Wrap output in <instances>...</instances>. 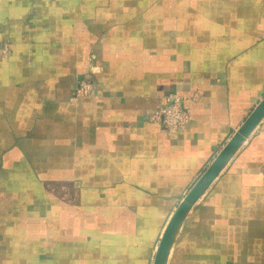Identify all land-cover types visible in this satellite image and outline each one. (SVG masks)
<instances>
[{
  "label": "crops",
  "instance_id": "0c3cea01",
  "mask_svg": "<svg viewBox=\"0 0 264 264\" xmlns=\"http://www.w3.org/2000/svg\"><path fill=\"white\" fill-rule=\"evenodd\" d=\"M172 92L192 119L170 136L149 116ZM263 97L264 0H0V264H153ZM168 264H264V120Z\"/></svg>",
  "mask_w": 264,
  "mask_h": 264
},
{
  "label": "water",
  "instance_id": "95a60500",
  "mask_svg": "<svg viewBox=\"0 0 264 264\" xmlns=\"http://www.w3.org/2000/svg\"><path fill=\"white\" fill-rule=\"evenodd\" d=\"M263 120L264 97L180 201L161 235L153 264H168L172 247L189 212Z\"/></svg>",
  "mask_w": 264,
  "mask_h": 264
},
{
  "label": "built area",
  "instance_id": "2783aa9c",
  "mask_svg": "<svg viewBox=\"0 0 264 264\" xmlns=\"http://www.w3.org/2000/svg\"><path fill=\"white\" fill-rule=\"evenodd\" d=\"M9 48L3 49V54L7 55ZM95 88L91 79L82 78L77 81L70 97L71 102L76 103L81 98L91 97ZM186 97L172 92L166 98V103L154 110L150 116V121L159 124L161 130L166 135H175L184 131L186 125L192 119V109L184 104ZM196 96L191 100H195Z\"/></svg>",
  "mask_w": 264,
  "mask_h": 264
}]
</instances>
